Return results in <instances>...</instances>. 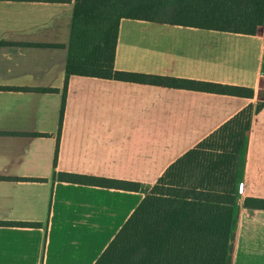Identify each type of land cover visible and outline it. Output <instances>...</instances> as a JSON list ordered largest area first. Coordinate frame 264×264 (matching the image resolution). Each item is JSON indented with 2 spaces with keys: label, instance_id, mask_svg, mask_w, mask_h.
<instances>
[{
  "label": "crops",
  "instance_id": "obj_1",
  "mask_svg": "<svg viewBox=\"0 0 264 264\" xmlns=\"http://www.w3.org/2000/svg\"><path fill=\"white\" fill-rule=\"evenodd\" d=\"M50 1L0 0V223L41 225L0 226V264H94L144 189L243 108L264 102V26L247 36L121 19L116 71L243 87L253 97L71 76L58 132L74 0ZM147 1L160 11L211 6ZM241 156L231 264H264V210L244 207L246 198L264 199V107ZM60 173L141 190L73 184Z\"/></svg>",
  "mask_w": 264,
  "mask_h": 264
},
{
  "label": "trees",
  "instance_id": "obj_2",
  "mask_svg": "<svg viewBox=\"0 0 264 264\" xmlns=\"http://www.w3.org/2000/svg\"><path fill=\"white\" fill-rule=\"evenodd\" d=\"M207 1L209 11H160L147 0H74L58 132L71 76L251 99L253 90L243 87L114 69L121 19L247 36L256 35L257 29L264 26V0ZM161 14L168 18H155ZM263 107L264 102L246 106L175 160L153 186L142 191V201L94 264H231L241 155L251 119ZM58 178L73 184L141 190L139 184L126 181L65 173ZM244 207L264 210V199L246 198ZM0 226L41 227L37 223Z\"/></svg>",
  "mask_w": 264,
  "mask_h": 264
},
{
  "label": "rangeland",
  "instance_id": "obj_3",
  "mask_svg": "<svg viewBox=\"0 0 264 264\" xmlns=\"http://www.w3.org/2000/svg\"><path fill=\"white\" fill-rule=\"evenodd\" d=\"M162 18V17H167L168 18V16L167 15H165V14H161V15H156L155 16V18ZM262 90H261V92H260V98L262 99V100H264V81L262 82Z\"/></svg>",
  "mask_w": 264,
  "mask_h": 264
},
{
  "label": "built area",
  "instance_id": "obj_4",
  "mask_svg": "<svg viewBox=\"0 0 264 264\" xmlns=\"http://www.w3.org/2000/svg\"><path fill=\"white\" fill-rule=\"evenodd\" d=\"M262 77L264 78V69H262Z\"/></svg>",
  "mask_w": 264,
  "mask_h": 264
}]
</instances>
